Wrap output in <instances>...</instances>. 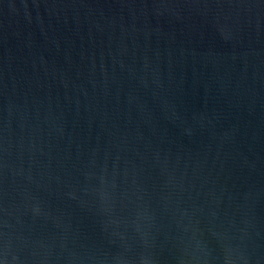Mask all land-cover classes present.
<instances>
[{"label": "water", "instance_id": "95a60500", "mask_svg": "<svg viewBox=\"0 0 264 264\" xmlns=\"http://www.w3.org/2000/svg\"><path fill=\"white\" fill-rule=\"evenodd\" d=\"M0 264H264V0H0Z\"/></svg>", "mask_w": 264, "mask_h": 264}]
</instances>
